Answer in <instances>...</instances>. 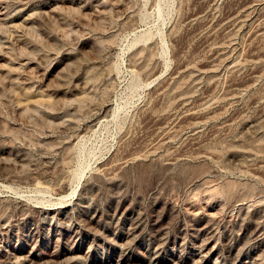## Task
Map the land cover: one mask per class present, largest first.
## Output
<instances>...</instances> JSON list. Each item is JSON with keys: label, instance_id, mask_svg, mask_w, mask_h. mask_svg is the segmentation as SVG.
<instances>
[{"label": "rangeland", "instance_id": "rangeland-1", "mask_svg": "<svg viewBox=\"0 0 264 264\" xmlns=\"http://www.w3.org/2000/svg\"><path fill=\"white\" fill-rule=\"evenodd\" d=\"M0 264H264V0H0Z\"/></svg>", "mask_w": 264, "mask_h": 264}]
</instances>
